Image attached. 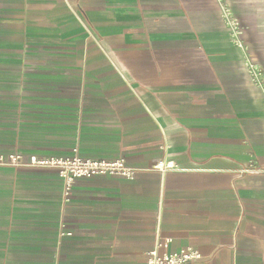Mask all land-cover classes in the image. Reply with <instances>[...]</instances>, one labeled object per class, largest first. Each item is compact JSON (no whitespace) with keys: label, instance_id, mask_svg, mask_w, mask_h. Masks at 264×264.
<instances>
[{"label":"crops","instance_id":"1","mask_svg":"<svg viewBox=\"0 0 264 264\" xmlns=\"http://www.w3.org/2000/svg\"><path fill=\"white\" fill-rule=\"evenodd\" d=\"M227 3L264 71V0ZM75 150L135 179L63 207L56 169L0 166V264H264V99L217 0H0V155Z\"/></svg>","mask_w":264,"mask_h":264},{"label":"built area","instance_id":"2","mask_svg":"<svg viewBox=\"0 0 264 264\" xmlns=\"http://www.w3.org/2000/svg\"><path fill=\"white\" fill-rule=\"evenodd\" d=\"M220 6L221 18L227 27L232 44L243 53L244 66L251 83L257 87L264 99V71L258 61L252 58L245 40L244 28L241 20L236 17L227 0H217ZM163 150L166 146L161 147ZM0 166L12 167H39L56 169L62 181V204L69 205L73 198L74 184L80 179H90L97 176L121 177L127 180H134L137 170L127 164L124 159L104 160L84 158L75 150L72 157L67 158H39L31 155L26 160L20 153L0 155ZM176 166L171 160H160L152 167V170L166 172L175 169ZM248 173H256L254 167L246 170ZM70 235V234H69ZM166 243L158 244L157 247L148 253L144 264H192L202 259V255L191 248H183L174 253H161L160 247H166Z\"/></svg>","mask_w":264,"mask_h":264}]
</instances>
